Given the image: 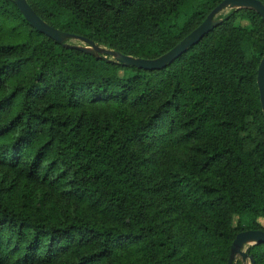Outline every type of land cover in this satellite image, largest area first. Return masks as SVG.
I'll return each mask as SVG.
<instances>
[{"label": "trees", "instance_id": "1", "mask_svg": "<svg viewBox=\"0 0 264 264\" xmlns=\"http://www.w3.org/2000/svg\"><path fill=\"white\" fill-rule=\"evenodd\" d=\"M220 1L27 0L60 30L143 58ZM217 17L147 70L58 43L0 0V264H228L237 232L264 231V21ZM246 252L264 264V243Z\"/></svg>", "mask_w": 264, "mask_h": 264}, {"label": "water", "instance_id": "2", "mask_svg": "<svg viewBox=\"0 0 264 264\" xmlns=\"http://www.w3.org/2000/svg\"><path fill=\"white\" fill-rule=\"evenodd\" d=\"M17 7L26 18V20L39 32L58 43H65L67 40H79L82 44H72L71 46L92 54L96 57H106L110 55L112 60L121 63L124 66H134L147 70L162 69L173 62L177 57L184 53L187 48L198 43L204 35L214 29L221 18L217 16L224 10L236 8H250L256 11L264 21V3L261 0H221L207 16L193 30L185 35L172 48L153 58L135 57L123 54L115 49H108L94 43L93 40L82 35L62 31L45 20L40 18L27 0H14ZM256 82L259 93L262 114L264 117V53L257 68ZM264 243V231L261 229H246L236 233L231 245L228 264H233V258L240 256L243 263L254 264L252 255H248L245 249L246 245ZM248 261V262H247Z\"/></svg>", "mask_w": 264, "mask_h": 264}, {"label": "rangeland", "instance_id": "3", "mask_svg": "<svg viewBox=\"0 0 264 264\" xmlns=\"http://www.w3.org/2000/svg\"><path fill=\"white\" fill-rule=\"evenodd\" d=\"M180 21H183V19L181 18ZM237 24H239V25H244V26H248V25H249V22H248L247 20H238V21H237ZM70 42H72V43H76V44H82L79 40H70ZM118 74H119V76H121V77H128V76H131V75L133 74V72L130 71V70H124V69H123V70H119V71H118ZM55 204H56V206H57V209H61V210H62V207H63V206H66L65 201H62V200H57V201H55ZM237 221H238L237 217H233V219H232V224L235 225V224L237 223ZM248 221H249V217H244V218L241 219V223H243V224L248 223ZM248 246H249V245H246V246H245V249H247ZM235 257H236V259H238V260L240 259V256H239V255H236ZM240 260H241V259H240ZM247 262H248V261H247ZM178 263H179V262H178ZM183 264H187V261H184ZM190 264H192L191 261H190ZM244 264H247V263H244Z\"/></svg>", "mask_w": 264, "mask_h": 264}]
</instances>
